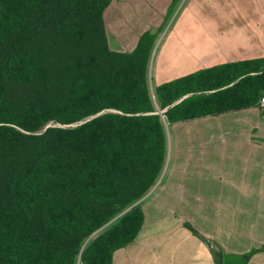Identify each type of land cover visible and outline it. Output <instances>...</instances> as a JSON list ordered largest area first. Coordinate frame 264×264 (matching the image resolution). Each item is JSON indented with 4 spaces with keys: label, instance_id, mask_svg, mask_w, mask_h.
Segmentation results:
<instances>
[{
    "label": "trees",
    "instance_id": "16d2710c",
    "mask_svg": "<svg viewBox=\"0 0 264 264\" xmlns=\"http://www.w3.org/2000/svg\"><path fill=\"white\" fill-rule=\"evenodd\" d=\"M110 1L0 0V264H111L142 226L139 203L125 210L166 158L148 88L152 38L110 50ZM263 93L264 58L200 69L153 92L168 124L255 107ZM202 240L215 264H245L264 250L227 255Z\"/></svg>",
    "mask_w": 264,
    "mask_h": 264
},
{
    "label": "crops",
    "instance_id": "0c3cea01",
    "mask_svg": "<svg viewBox=\"0 0 264 264\" xmlns=\"http://www.w3.org/2000/svg\"><path fill=\"white\" fill-rule=\"evenodd\" d=\"M147 1L109 2L102 17L110 50L129 53L141 35L159 28L158 19L151 18L155 24L148 27L134 11ZM163 3L168 13L174 3ZM213 3L216 20L193 22L198 30L193 34L194 29L175 20L168 32H174L172 40L159 43L153 59L150 50L149 91L217 64L264 58V0ZM223 16L230 20L223 21ZM163 123L168 165L138 201L143 223L135 239L113 252L111 264H215L202 238L227 255L260 249L264 245V111L257 105ZM245 264H264V250Z\"/></svg>",
    "mask_w": 264,
    "mask_h": 264
},
{
    "label": "rangeland",
    "instance_id": "374dc122",
    "mask_svg": "<svg viewBox=\"0 0 264 264\" xmlns=\"http://www.w3.org/2000/svg\"><path fill=\"white\" fill-rule=\"evenodd\" d=\"M159 1L160 2L157 3L154 1L152 2L151 0H148L146 4H142L143 6H135L134 7V8H136V10L134 9L136 15H138L139 18H142L143 22H147L148 27H149V25L155 24L154 21L151 20V18L159 20L158 23L160 25L158 23H156L159 28L156 27L155 29L149 30V32H148L152 38V45H151L152 49L151 50H152L153 54L150 53V54H152V59L155 55L154 53H155V50H156L159 43H163V41H165L167 39H169V41L172 40V37L174 36V32H170L169 33L170 35L168 34V32L172 29V28H170V24L173 21L176 20L178 22H183L184 24H187L190 28H192V30L194 29L193 31H191L193 34L196 31H198L196 29V26L193 25V22L203 23V21L208 22V21L216 20L215 18L217 15L214 14V3H213L214 0H172L174 4L172 3L173 4L172 7H169L168 13L163 11L162 3L164 2V0H159ZM165 16H167V17H165ZM163 19H164V22H162ZM229 20L230 19H227L226 16H223V21H229ZM127 24L129 27L132 26L130 22H127ZM156 29H157V31H156ZM155 33H156V35H155ZM151 65H153L152 61H151ZM150 96H151V99H152V102H153L155 109L158 110L159 114L161 115L162 111H160L158 109V105L155 101V97H154V94L152 91H150ZM163 122H165V121H163ZM163 125H164V123H163ZM164 131L166 134V125H164ZM167 132H168V138H169L170 134H171L169 127L167 128ZM168 142L169 141L166 142L167 143L166 148L168 149L167 152H169ZM167 155H168V153H166V156ZM168 157H169V155H168ZM169 161H170V159H169ZM164 165H166V166L168 165V161L166 159H165ZM138 201H137V203H138ZM97 232H98V230L95 233H97ZM94 234H92L90 237H92Z\"/></svg>",
    "mask_w": 264,
    "mask_h": 264
},
{
    "label": "water",
    "instance_id": "95a60500",
    "mask_svg": "<svg viewBox=\"0 0 264 264\" xmlns=\"http://www.w3.org/2000/svg\"><path fill=\"white\" fill-rule=\"evenodd\" d=\"M158 114H159V112H158ZM160 117H161L162 121H164V119H163V115H160ZM135 204H137V202L134 203V204H132V205H131L130 207H128L125 211L129 210V209H130L132 206H134ZM125 211H123L122 213H124ZM122 213H120L119 215H121ZM119 215H118V216H119ZM118 216H117V217H118ZM115 218H116V217H115ZM115 218H114V219H115ZM114 219L110 220L108 223H106V224H105L104 226H102L100 229H102V228H104L105 226H107V225H108L109 223H111V221H113ZM100 229H99V230H100ZM99 230H98V231H99Z\"/></svg>",
    "mask_w": 264,
    "mask_h": 264
},
{
    "label": "built area",
    "instance_id": "2783aa9c",
    "mask_svg": "<svg viewBox=\"0 0 264 264\" xmlns=\"http://www.w3.org/2000/svg\"><path fill=\"white\" fill-rule=\"evenodd\" d=\"M258 107L264 111V93L261 95L259 101H258Z\"/></svg>",
    "mask_w": 264,
    "mask_h": 264
}]
</instances>
